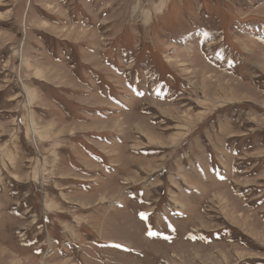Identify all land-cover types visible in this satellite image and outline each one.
<instances>
[{"label":"rangeland","instance_id":"rangeland-1","mask_svg":"<svg viewBox=\"0 0 264 264\" xmlns=\"http://www.w3.org/2000/svg\"><path fill=\"white\" fill-rule=\"evenodd\" d=\"M0 264H264V0H0Z\"/></svg>","mask_w":264,"mask_h":264},{"label":"snow or ice","instance_id":"snow-or-ice-1","mask_svg":"<svg viewBox=\"0 0 264 264\" xmlns=\"http://www.w3.org/2000/svg\"><path fill=\"white\" fill-rule=\"evenodd\" d=\"M141 217H142L143 219H147V214L142 213V214H141ZM149 235H156V233H154V232H150ZM116 247H120V245H116Z\"/></svg>","mask_w":264,"mask_h":264},{"label":"bare ground","instance_id":"bare-ground-1","mask_svg":"<svg viewBox=\"0 0 264 264\" xmlns=\"http://www.w3.org/2000/svg\"><path fill=\"white\" fill-rule=\"evenodd\" d=\"M261 42L263 41V40H260Z\"/></svg>","mask_w":264,"mask_h":264}]
</instances>
